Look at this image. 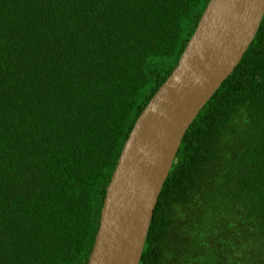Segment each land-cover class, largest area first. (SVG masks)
I'll list each match as a JSON object with an SVG mask.
<instances>
[{"label": "trees", "instance_id": "obj_1", "mask_svg": "<svg viewBox=\"0 0 264 264\" xmlns=\"http://www.w3.org/2000/svg\"><path fill=\"white\" fill-rule=\"evenodd\" d=\"M208 0H0V264H85L118 154ZM137 264H264V11L183 133Z\"/></svg>", "mask_w": 264, "mask_h": 264}, {"label": "water", "instance_id": "obj_2", "mask_svg": "<svg viewBox=\"0 0 264 264\" xmlns=\"http://www.w3.org/2000/svg\"><path fill=\"white\" fill-rule=\"evenodd\" d=\"M264 0H208L175 67L135 119L105 187L85 264H137L180 139L239 62Z\"/></svg>", "mask_w": 264, "mask_h": 264}]
</instances>
